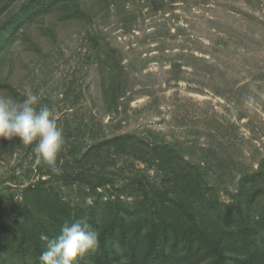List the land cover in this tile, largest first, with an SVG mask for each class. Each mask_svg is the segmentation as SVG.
<instances>
[{"label": "trees", "instance_id": "obj_1", "mask_svg": "<svg viewBox=\"0 0 264 264\" xmlns=\"http://www.w3.org/2000/svg\"><path fill=\"white\" fill-rule=\"evenodd\" d=\"M195 1L231 2V11L208 19L209 43L197 41L180 51L182 59H170L169 79H185L182 66H190L195 81L235 113L232 119L213 106L199 112L200 134L187 143L153 132L105 135L99 116L82 103L79 80L55 68L64 28L77 27L72 56L81 70L94 71L99 115L126 113L145 63L138 68L134 49L124 51L106 27L129 32L146 14L165 11V0H0V94L23 100L35 93L37 107L51 92L61 95L57 122L66 141L61 175L40 162L24 186L6 184L14 175L0 178V264H42L48 241L41 234L53 240L65 220L77 219L99 234V247L78 264H264V89L238 76L240 62L257 65L256 52L264 51V0ZM19 44L42 62L30 90L3 72ZM33 148L0 137V155L20 150L37 160Z\"/></svg>", "mask_w": 264, "mask_h": 264}, {"label": "rangeland", "instance_id": "obj_2", "mask_svg": "<svg viewBox=\"0 0 264 264\" xmlns=\"http://www.w3.org/2000/svg\"><path fill=\"white\" fill-rule=\"evenodd\" d=\"M165 1L167 4L165 11L160 9L156 13L146 14L144 20L137 23L129 32H122L113 24H108L106 27L110 37H114L116 44L124 51L134 49L132 52H135L138 57L136 61L138 68L145 63L144 69L138 74L140 75V85L135 87L137 91L133 92V98L129 107L126 108V113L120 111L113 115H99L98 103L100 101L95 88L94 71L86 68L81 70L79 66L75 65L76 60L72 56V51L78 46L76 37L78 28L71 25L64 28L57 50L53 53L56 62L55 68L69 75L73 74L79 80V84L85 92L82 103L84 102L89 109H92V112L99 116L97 117L104 126L105 135L110 136L113 133L127 131L144 134L153 132L159 133L166 139L191 143V140L196 139L198 131L200 134L198 129L201 124L198 123L200 120L197 118L199 112L210 110L213 106L219 113L234 119L235 112L228 105L230 103H225L223 98L209 88H205L203 84L196 82L190 66H182V69L186 71L184 73L186 78L179 81L169 79L170 73H168V69L171 68L170 59H182L181 56L177 57L180 51L185 53L191 50L197 41L209 43L207 37L210 32L208 29L212 23L208 19H217V17L222 18L228 15L231 11V5L228 3L231 2L224 6L215 3L199 5L195 0ZM147 9L148 7L144 8L142 13H146ZM231 20L233 19H228L227 23ZM158 28L161 29V34L159 38L153 39L151 33ZM43 46L50 50L49 43H44ZM59 49L63 50L61 51L63 54L58 52ZM132 52L129 55L133 56ZM256 53L254 58L257 60V65H246L244 61L240 62L238 76L241 84L251 82L252 85H262V89H264V51L257 50ZM12 56V64H6L3 72L9 73L18 86L30 90L33 85L37 84L36 78L41 70V60L24 50L20 44L16 45ZM228 56L226 59H231L230 63L234 66L233 60L236 59L232 58V56L235 57L234 54ZM142 84L148 86L145 88L149 91L147 94L141 92ZM201 87H204L202 91ZM50 95L51 98L47 106L53 109L54 115L58 119L62 113L60 111L62 107L61 95L58 96L55 91ZM261 115L264 116V110ZM242 121L239 122L240 130L247 134V129L242 125ZM262 138L264 139V135ZM202 140L203 136L200 135L199 141L202 142ZM36 163L37 160L34 159L33 154L25 153V151L17 150L11 156L1 153L0 178L4 180L14 175L13 177L22 183L16 184V180H9L6 181V184L16 187L24 186L36 179Z\"/></svg>", "mask_w": 264, "mask_h": 264}, {"label": "clouds", "instance_id": "obj_3", "mask_svg": "<svg viewBox=\"0 0 264 264\" xmlns=\"http://www.w3.org/2000/svg\"><path fill=\"white\" fill-rule=\"evenodd\" d=\"M39 105V96L28 93L23 100L0 94V137H19L24 145H33L37 163L48 165L55 175L62 174L58 157L66 143L63 128L58 125L53 109ZM47 250L40 256L42 264H78L86 254L99 247V234L91 230L86 219L65 220L55 239L43 233Z\"/></svg>", "mask_w": 264, "mask_h": 264}]
</instances>
